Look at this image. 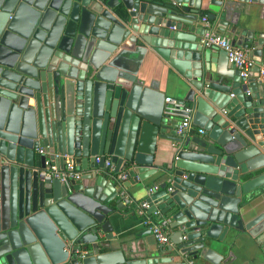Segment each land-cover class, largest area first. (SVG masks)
<instances>
[{
  "label": "water",
  "instance_id": "obj_1",
  "mask_svg": "<svg viewBox=\"0 0 264 264\" xmlns=\"http://www.w3.org/2000/svg\"><path fill=\"white\" fill-rule=\"evenodd\" d=\"M229 2L0 0V264H179L182 254L218 264L214 245L228 227L264 233L261 216L243 225L239 215L245 196L264 186V30H226ZM206 9L215 31L255 60L247 77L226 67L223 50L214 48L215 66L212 52H199L192 24ZM132 32L180 75L181 100L202 134L158 133L168 119L149 118L137 103L141 81L111 66ZM147 127L174 142L145 200L176 231L169 245L124 257L112 234L118 194L152 170L138 154ZM64 154L79 178L65 186L38 176L46 162L62 166Z\"/></svg>",
  "mask_w": 264,
  "mask_h": 264
},
{
  "label": "crops",
  "instance_id": "obj_2",
  "mask_svg": "<svg viewBox=\"0 0 264 264\" xmlns=\"http://www.w3.org/2000/svg\"><path fill=\"white\" fill-rule=\"evenodd\" d=\"M209 11V9L198 10L197 18L193 21L192 26L195 29L193 34L195 35V43L200 48L199 52H212V65L215 66L216 49L202 47L198 43L203 30L201 27V16L208 18ZM223 19L226 20L223 23L226 30L232 26L237 29L245 27L250 30L262 26V30H264V4L250 1L241 3L237 0H230L225 5ZM209 22L211 28L215 31L217 22L215 20H209ZM132 35L134 36L129 42L125 41L118 45L110 55L111 66L141 81L137 103L149 118L155 116L164 117L162 114V99L164 96L182 99V80L180 75L160 56L156 55L152 47L141 39L140 34L132 32ZM224 35H227V32H224ZM259 57V65H264V44L261 47ZM225 64L227 68H231L227 61ZM193 116L192 112V123H194ZM167 119L169 123L166 124L169 125L160 126L158 133L172 136L174 135L172 124H175L179 117L172 116ZM194 125L201 128L195 123ZM257 148L260 153H264L261 146H257ZM173 151L174 144L171 139L154 136L150 127L144 130L140 139L138 154L142 162H150V165L144 167L152 170L142 180L129 183L128 187L121 188L118 196L120 197V193H123L130 202L123 203L120 197L122 205H120V209L115 215L116 225H114L112 230V234H117L121 239L117 248L120 249L124 257H137L146 250H152L159 245L154 241L147 225L143 222L144 217L136 212L135 207L137 203L145 200L152 193H148L149 188L157 187L162 178H155L159 175L160 169L169 164ZM134 173V170H131L129 176L126 175L125 178H120L119 180L126 181L134 176ZM239 215L243 225L250 223L259 216L264 219V186L255 188L245 196L244 202L239 208ZM150 218L156 220L152 215H150ZM175 231L176 229L170 228V235L174 234ZM214 249L222 255L218 264H264V233L259 229L255 233L250 234L244 228L238 230L228 227L222 242H215ZM167 255H170L172 260L176 259L174 254ZM184 257L189 256L182 254L180 255V260ZM194 263L211 264L201 258L194 259Z\"/></svg>",
  "mask_w": 264,
  "mask_h": 264
},
{
  "label": "built area",
  "instance_id": "obj_3",
  "mask_svg": "<svg viewBox=\"0 0 264 264\" xmlns=\"http://www.w3.org/2000/svg\"><path fill=\"white\" fill-rule=\"evenodd\" d=\"M202 33L199 37L198 43L202 47L221 49L225 52L226 61L233 68L237 69L240 77H247L251 69L255 65V61L249 56L247 50L240 47H236L230 44L229 39L224 34H219L214 31L208 18L201 16ZM257 79L264 81V65L258 66ZM193 108L181 99H177L171 96H164L162 99V114L165 118L172 116H178L179 119L174 126L175 136H184L187 134L197 133L202 134V128L196 127L191 121V114ZM174 144V142H173ZM101 159L100 155H95L93 161L98 163ZM103 165L108 170H112L114 165L109 161L106 156L103 160ZM37 174L42 179L56 178L61 181L65 186L69 184L71 180L80 177L81 171L77 169V164L74 158L70 155H62V166H59L57 161L46 162L44 168L37 169ZM120 178H125V173H120ZM152 190L149 188L148 193ZM150 195V194H149ZM148 195V196H149ZM123 203H129L130 200L120 193ZM136 212L144 217L143 222L147 225L149 232L157 244L168 245L170 244V218L160 214L157 208L150 209V203L146 200H142L136 204ZM150 215L155 217L156 220H152ZM179 264H195L194 259L190 257H184L179 261Z\"/></svg>",
  "mask_w": 264,
  "mask_h": 264
}]
</instances>
